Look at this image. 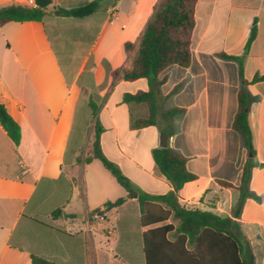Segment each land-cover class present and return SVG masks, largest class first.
I'll return each instance as SVG.
<instances>
[{
    "label": "crops",
    "instance_id": "1",
    "mask_svg": "<svg viewBox=\"0 0 264 264\" xmlns=\"http://www.w3.org/2000/svg\"><path fill=\"white\" fill-rule=\"evenodd\" d=\"M52 1L46 10L56 6L69 9L91 0ZM161 1L105 0L92 18L69 21L74 31L66 41L58 29L51 33L47 22L10 21L0 25V103L21 132L16 144L0 123V264H32L33 254L57 264H129L116 251L118 221L138 205L137 199L130 197L132 200L128 199L123 206L104 211L107 201L116 200L111 195L115 189L113 181L98 170L97 159L90 163H80L78 159L92 153L94 118L89 98L97 94L105 101L121 79L113 80L107 75L103 61L112 69L131 67L136 55L129 56L132 49L126 52L125 43L138 49L139 38ZM207 1L205 21L201 24L202 0L197 3L194 33L197 31L199 36L193 46V34L192 62L188 68H182L187 74L177 82L184 81L177 93L184 100L178 107L186 109L181 116H190L191 145L188 148V142L179 140L178 129L174 136L168 137V145L189 158L188 169L197 175L196 180L185 184L178 199L187 207L214 211L237 221L250 244L251 264H264V81L248 86L255 97L249 113L254 153H249L232 128L241 86L238 65L215 55L217 52L242 55L257 19V37L244 58V78L250 82L255 75L264 74V0ZM9 5L29 6V0H0V8ZM54 18L55 22L63 20L58 13ZM217 32L222 35L221 48L210 49L207 37ZM74 49L82 52L77 63L70 57ZM59 51L67 54V66ZM210 54L216 56L221 66L226 63L233 67L223 65L224 74L212 73ZM171 68L161 73L158 80L164 76L169 79ZM147 84L140 91L148 90V80ZM103 109H109L106 101ZM120 110L123 107L110 110L107 121L101 118L100 110L99 118L105 128L101 136L103 151L106 145H112L143 170L133 144L127 143V149L122 147L118 133ZM132 119L135 118L127 108V126L131 127ZM149 128L156 125L138 130ZM165 131L166 126L161 132ZM87 140L89 154L80 156ZM156 147H160L159 133L147 150L151 156ZM116 162L123 168L121 160ZM246 162L250 163V175L246 193L240 200L236 186ZM158 174L145 170L149 182L143 190L136 191L151 194L172 191L166 177ZM221 181L235 187H226ZM221 189L229 193L234 190L236 194L229 211L220 214L216 209L219 201L215 209L206 204ZM59 208L62 212L53 217ZM98 209L100 212L92 214ZM99 236H104L106 242Z\"/></svg>",
    "mask_w": 264,
    "mask_h": 264
},
{
    "label": "trees",
    "instance_id": "2",
    "mask_svg": "<svg viewBox=\"0 0 264 264\" xmlns=\"http://www.w3.org/2000/svg\"><path fill=\"white\" fill-rule=\"evenodd\" d=\"M104 1L91 0L69 9L56 6L51 11L26 5H9L0 8V25L10 21H38L46 24L55 17V13H58L59 18L63 20L73 18L70 21L83 22L95 16ZM198 1L162 0L139 38L137 54L131 67L112 69L106 60L103 61L107 75L113 80L122 78L132 82L147 79L149 82L148 90L123 94L124 103L146 104L148 107L147 116L132 119L133 129L148 128L157 124V101L152 80L157 79L171 66L188 68L191 65ZM256 37L257 19L253 22L242 55L215 53L218 58L233 61L238 65L241 86L237 92L238 109L232 128L238 134L242 147L249 153H254L249 113L255 97L249 92L248 86L264 81V74L255 75L250 82L245 80L244 58L248 55ZM132 47V43H125L126 52ZM58 53L60 57V52ZM167 79L168 77L164 76L155 84L163 85ZM183 86L184 81H180L166 97L176 95ZM100 99L97 94L89 98V106L94 118L92 153L83 160L78 159V162L90 163L94 159L99 160L116 182L130 194L136 190L134 183L117 163L105 156L102 148L101 136L105 128L99 118ZM185 112V108L178 106L165 110L163 114L166 123L165 133L169 138L176 133V118ZM0 123L9 137L18 144L21 137L20 127L2 103H0ZM152 158L173 190L166 194L137 191L138 205L127 211L118 221L119 240L116 251L121 259L129 264H251L250 244L237 221L218 215L214 211L187 207L179 202L178 193L185 184L197 179V175L188 169L189 158L170 145L152 149ZM249 175L250 163L246 162L240 184L236 186L240 191V200L246 193ZM221 182L226 187H235L230 182ZM127 198L120 197L114 201H107L103 206L104 211L123 206ZM210 208L215 209L214 203ZM61 212L62 209H56L53 217ZM98 212L99 209L92 214ZM31 258L32 264H57L34 254Z\"/></svg>",
    "mask_w": 264,
    "mask_h": 264
},
{
    "label": "rangeland",
    "instance_id": "3",
    "mask_svg": "<svg viewBox=\"0 0 264 264\" xmlns=\"http://www.w3.org/2000/svg\"><path fill=\"white\" fill-rule=\"evenodd\" d=\"M207 6H208V1L202 0V4L200 6V13H199V23L200 24L205 21L204 13H205V7ZM202 9H203V12H202ZM72 19L73 18H67V20H61V22H55V18H51L47 22V27L51 33L52 32L54 33L56 29H58L59 32H61L62 39L66 41L67 40L66 38L68 36L72 38V35H73L74 25L69 22ZM198 36H199V33L196 31L194 33V45L193 46L196 45ZM207 38H209L210 40L209 45H208L210 49L219 50L221 48L222 35L220 32L210 34L208 35ZM137 50L138 49L135 50L132 47V51L130 52L129 56L130 57L131 55L135 56L137 54ZM59 52H60V57H61V60L63 61V64L67 66L69 64L67 61L68 60L67 54H65L62 51H59ZM71 52H74V53L70 57L75 61V63H77V61L79 62V60H81L82 58L81 49L80 51L77 49H74ZM208 57H209L208 59L211 61V67H213L212 73L214 74H217V73L224 74V66L226 65L227 67H233V66H230L232 64H226V63L223 64L224 66L223 65L221 66L220 64L216 62L215 60L216 56H212L210 54L208 55ZM130 61L131 59L127 62V64H130ZM168 74H169V79L167 83H165L164 85L155 84L156 81L159 79V77L157 79L152 80V82L154 83V90H155L156 101H157V115H156L157 124H156V128L154 129L149 128L145 130H133L130 126H127V123L125 120L127 108L130 109L131 113L133 114V118H139L141 116H146L148 107L146 104H125L122 102V96L125 92L140 91V90L147 88L148 86L147 80H137L134 82H128L121 78L113 86L110 92V95H108V98L105 99V101L108 103L109 109L112 111L113 109L117 107H123V110H120L118 113V117L120 119L119 126H118V133L120 137L122 138V147L126 148V144L130 142L133 144L134 146L133 150L137 152L139 158L141 159L142 169L144 171L139 169L136 166L135 162H133L132 160L124 158L118 151H116L113 148L112 145H106V151L104 154L112 162L117 163L116 160L122 161V164H123L122 166L126 172V175L131 179L136 189L138 190H143V187H145V185L149 182L148 179L146 178L145 170L149 172H155L156 175H159L158 174L159 172H157L158 170H156V165L152 159V156L150 152L147 150L149 148V145L150 146L152 145V142H153V139L156 133H159V141H161L162 139L164 132H161V130L163 127L166 126V123L163 117L165 110L170 107L179 106L180 104H182L184 100L183 95L177 96L176 94L167 99L166 94L177 84L178 80L185 77L187 72L183 70L182 68H179L177 66H172ZM161 77L162 75L160 76V78ZM105 101L101 97L98 103L101 106L100 110H102L101 118L107 121L110 110L103 109ZM189 118H190L189 115L179 116L175 120L176 129H178L180 133L179 140L184 141L186 143L188 142L187 144L188 148L191 145L190 144L191 142H190V127H189L190 120ZM89 144L90 143L87 140L86 146L83 147V150L79 153L80 156H86L87 154H89V151H90ZM95 164L97 165L98 170L102 171L103 173H106L112 179L115 189L112 190L111 195L113 196L114 199H118L120 197H128L127 199L132 200V198L129 197V195H131L132 193L129 194L125 189H123L116 182V180L110 174V172L105 169V167L102 165V163L99 160H95ZM134 192H137V191L135 190ZM235 194L236 192L234 190L231 193H229L225 189H221L217 193V195H215L214 193L211 195L214 198V200H210L206 205L211 206L212 203H214L216 207L218 201L220 202V201L225 200L227 204L224 206V210L229 211L230 206L234 203ZM136 197L137 196L135 197L133 196V199L136 200ZM188 207H191V205L190 206L188 205ZM100 237L103 242H106V239L104 236H99V238ZM261 262L262 261H258V263H261Z\"/></svg>",
    "mask_w": 264,
    "mask_h": 264
},
{
    "label": "water",
    "instance_id": "4",
    "mask_svg": "<svg viewBox=\"0 0 264 264\" xmlns=\"http://www.w3.org/2000/svg\"><path fill=\"white\" fill-rule=\"evenodd\" d=\"M36 4L42 8V9H47L51 4L52 0H35ZM168 146V135L166 133L163 134L162 139L160 141V147H167ZM137 192H132L131 197L137 196Z\"/></svg>",
    "mask_w": 264,
    "mask_h": 264
},
{
    "label": "built area",
    "instance_id": "5",
    "mask_svg": "<svg viewBox=\"0 0 264 264\" xmlns=\"http://www.w3.org/2000/svg\"><path fill=\"white\" fill-rule=\"evenodd\" d=\"M29 6H31V7H35V8H38L39 6L36 4V2H35V0H29ZM110 16H111V18H113L114 17V11H112L111 12V14H110ZM227 203H226V201H220L219 203H218V206H217V212L218 213H223V211H224V206L226 205Z\"/></svg>",
    "mask_w": 264,
    "mask_h": 264
}]
</instances>
